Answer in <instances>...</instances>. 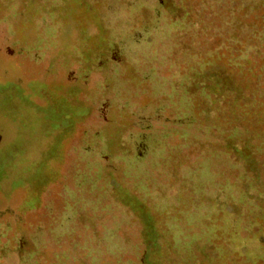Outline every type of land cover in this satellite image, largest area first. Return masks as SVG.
Masks as SVG:
<instances>
[{
    "label": "rangeland",
    "instance_id": "1",
    "mask_svg": "<svg viewBox=\"0 0 264 264\" xmlns=\"http://www.w3.org/2000/svg\"><path fill=\"white\" fill-rule=\"evenodd\" d=\"M0 264H264V0H0Z\"/></svg>",
    "mask_w": 264,
    "mask_h": 264
}]
</instances>
